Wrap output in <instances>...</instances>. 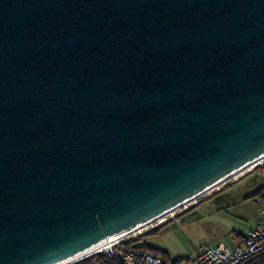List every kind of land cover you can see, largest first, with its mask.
I'll list each match as a JSON object with an SVG mask.
<instances>
[{"label":"water","instance_id":"water-1","mask_svg":"<svg viewBox=\"0 0 264 264\" xmlns=\"http://www.w3.org/2000/svg\"><path fill=\"white\" fill-rule=\"evenodd\" d=\"M264 154V0H0V264H58Z\"/></svg>","mask_w":264,"mask_h":264},{"label":"rangeland","instance_id":"rangeland-1","mask_svg":"<svg viewBox=\"0 0 264 264\" xmlns=\"http://www.w3.org/2000/svg\"><path fill=\"white\" fill-rule=\"evenodd\" d=\"M226 186L240 189V193H242L241 195L243 196L250 195L255 193V191L258 190L260 186H264V177L259 176L256 173L247 171L241 175L228 178L227 180L222 182L219 185V190ZM216 191L218 190H212L208 193L203 194L199 198L190 201L187 204L186 208L181 207L177 209L175 219H179L181 223H178L176 220H173L171 217H169L166 223L171 220L176 223L169 222L168 224H165L161 227L157 225L154 228H159L155 233H148V231L152 229L151 226L148 225L145 228L131 233L128 237L133 239L141 236L137 240L138 244L156 247L159 252L165 253L167 257L172 260L182 255H188L195 246L208 245L223 230L221 226L217 225L214 218L215 216L208 213V209H211L212 206L217 203L219 204V202H217V195L211 197V199L203 200L206 196ZM201 200L203 201L201 202ZM212 200H214V202H211ZM199 203L200 205L195 206ZM191 206L193 207L191 208ZM187 222H191L193 224L188 227H184V223ZM95 254L96 253L93 252L79 259H76L69 264H74L81 260L84 261L85 259Z\"/></svg>","mask_w":264,"mask_h":264},{"label":"built area","instance_id":"built-area-1","mask_svg":"<svg viewBox=\"0 0 264 264\" xmlns=\"http://www.w3.org/2000/svg\"><path fill=\"white\" fill-rule=\"evenodd\" d=\"M249 172L264 177V162L253 166ZM215 190H219V186L213 189V191ZM188 203L176 207L173 212L164 214L161 216L162 218H158L149 225L153 229L155 226L166 222L169 217L176 220V210L181 207L186 208ZM130 239L118 240L109 249L99 253L105 254L108 258L114 259L120 264H243L247 259L264 252V203L259 210L256 226L247 233L240 247L231 248L222 242H218L213 245L197 247L190 255H182L164 263L160 255L150 250L128 248L125 242ZM81 262L82 260L77 263ZM84 264L95 263L88 262Z\"/></svg>","mask_w":264,"mask_h":264},{"label":"crops","instance_id":"crops-1","mask_svg":"<svg viewBox=\"0 0 264 264\" xmlns=\"http://www.w3.org/2000/svg\"><path fill=\"white\" fill-rule=\"evenodd\" d=\"M256 192L257 190L255 193ZM255 193L243 196L241 195L242 193H240V189L226 186L203 199H211V197L217 195V202H219V204L217 203L212 206L211 209H208V213L215 216L214 218L217 225L223 228L222 232L208 245H213L218 242H222L231 248L240 247V245H242L244 237L256 226L258 213L263 205L261 198L253 197ZM203 200H201V202ZM211 202H214V200ZM200 203L195 206L200 205ZM192 207L193 206H191V208ZM169 222L173 221L171 220ZM177 222L181 223L179 219H177ZM184 224V227H188L193 223L187 222ZM208 245L195 246L193 250L197 247ZM146 247L151 249V251L153 250L152 252H159L156 247L150 245H146ZM193 250L188 255H190Z\"/></svg>","mask_w":264,"mask_h":264},{"label":"bare ground","instance_id":"bare-ground-1","mask_svg":"<svg viewBox=\"0 0 264 264\" xmlns=\"http://www.w3.org/2000/svg\"><path fill=\"white\" fill-rule=\"evenodd\" d=\"M262 159H264V154L261 155L260 157L256 158L255 160H253V161L247 163L246 165L242 166L241 168H239V169L236 170L235 172L231 173V174L228 175L227 177H225V178L221 179L220 181H218V182H216V183L210 185L209 187H207L204 191H202V192L199 193L198 195H196V196L190 198L189 200L185 201L184 203H182V204H180V205H178V206H183L185 203L190 202V201H192V200H194V199H196V198H199V197L202 196L203 194L212 191L213 189H215L217 186H219L222 182H224V181L227 180L228 178H231V177H234V176L236 177V176H238V175H241V174H243V173L249 171L253 166H255V165H259V164H261L262 162H264V160H262ZM261 160H262V161H261ZM259 161H260V162H259ZM178 206H177V207H178ZM175 209H176V207H175L174 209H171V210L165 212L164 214H167V213H169V212H171V211H173V210H175ZM164 214H162V215H160V216H158V217H156V218H154V219H151V220H149V221H147V222H145V223H143V224H140V225L136 226L135 228L131 229L130 231H128V232H126V233H124V234H122V235H119V236H116V237H113V238L107 239V240H105V241H103V242H101V243H99V244H97V245H95V246H93V247H91V248H89V249H86L85 251H83V252H81V253H79V254L73 256V257H70V258H68V259H66V260H64V261L59 262L58 264H69L70 262H72V261H74V260H76V259H79V258H81V257H83V256H86V255H88V254H91V253H93V252H95L96 254H98L99 252H102V251H104V250H107V249H109V248L111 247L112 244H114V243L117 242L118 240H123L124 238L128 237L131 233L136 232V231H138V230H140V229H142V228H145V227L148 226L150 223L154 222V221L157 220L158 218H161V216H163ZM128 238H129V237H128Z\"/></svg>","mask_w":264,"mask_h":264},{"label":"trees","instance_id":"trees-1","mask_svg":"<svg viewBox=\"0 0 264 264\" xmlns=\"http://www.w3.org/2000/svg\"><path fill=\"white\" fill-rule=\"evenodd\" d=\"M263 193H264V186H260V188L257 190V192L254 194V196H257L259 198H261L262 203H264V198H263ZM165 223H162L161 225H159L160 227L165 225ZM158 228H153L151 230L148 231V233H155L158 231ZM141 236H138L136 238L130 239L128 241L125 242L126 246L128 248H143V249H147L150 250L148 247H146V245H141L137 243V240L140 238ZM243 241V240H242ZM241 246V245H240ZM153 251V250H152ZM155 254L160 255L161 258L164 260V263L170 261L171 259L167 257V255L165 253L162 252H155ZM88 262H93L95 264H120L119 262H117L114 259H110L108 258L105 254L99 253V254H95L90 256L89 258L85 259L84 261H82L81 263H74V264H84V263H88ZM243 264H264V252L255 255L249 259H247Z\"/></svg>","mask_w":264,"mask_h":264}]
</instances>
